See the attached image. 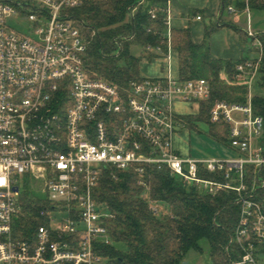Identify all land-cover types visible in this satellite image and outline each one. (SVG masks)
I'll list each match as a JSON object with an SVG mask.
<instances>
[{
  "label": "built area",
  "instance_id": "obj_1",
  "mask_svg": "<svg viewBox=\"0 0 264 264\" xmlns=\"http://www.w3.org/2000/svg\"><path fill=\"white\" fill-rule=\"evenodd\" d=\"M235 1L244 7L231 4L226 10L249 15L250 0ZM82 4L0 0V264H108L100 249L113 244L114 214L94 190L107 170L141 176L147 166L167 167L212 196L235 191L240 214L230 242L243 255L232 264H264L255 242L247 240L251 232L264 244V199L258 195L264 188V118L252 103L264 57L260 32L250 24L245 29L259 57L235 65V79L248 90L246 101L216 100L210 111L212 122L228 124L235 156H183L174 145L182 129L174 105L193 103L199 113L201 102L212 96L210 80L168 73L119 86L94 77L86 66L88 41L72 15ZM150 14L156 17L154 9ZM165 23L170 46L168 16ZM248 166L255 177L251 186ZM31 180L41 183L45 194L37 196L47 204L33 240L14 235L23 208L20 182ZM151 207L162 211L158 204ZM53 212L67 215L58 219Z\"/></svg>",
  "mask_w": 264,
  "mask_h": 264
},
{
  "label": "trees",
  "instance_id": "obj_2",
  "mask_svg": "<svg viewBox=\"0 0 264 264\" xmlns=\"http://www.w3.org/2000/svg\"><path fill=\"white\" fill-rule=\"evenodd\" d=\"M169 1L83 0L72 15L89 44L86 66L90 73L119 86L141 77L142 58H153L148 46L167 49L165 19ZM232 3L244 7L242 1L223 0L224 8ZM250 7L264 14V0H250ZM152 9L156 11L155 18L151 17ZM214 28L206 27L200 43L192 40L189 28L170 31V46L179 55L180 78L204 77L212 85V96L201 102L199 113L178 115L177 121L190 130L207 122L213 138L229 145L228 124L223 120L212 122L210 111L216 100L246 101L247 87L234 75L235 65L245 59L211 57L206 45ZM260 36L264 41L263 31ZM135 45L143 47V55H135ZM259 74L264 87V57ZM252 103L255 113L264 118V96H253ZM261 143L264 145V134ZM254 179L253 168L248 166L247 184L251 186ZM94 194L114 214L109 222L113 244L100 249L109 258L108 264H181L189 252H202L205 242L213 264H231L242 258L237 243H230L240 214L235 191L223 190L212 196L171 174L167 167L147 166L141 176L133 170L105 171ZM258 195L264 199V188L258 190ZM153 204L165 211L155 212ZM46 205L43 198L24 194L22 213L15 220L16 238L33 240L37 226L44 221L40 213ZM247 240L255 242L261 255L264 253V244L251 232Z\"/></svg>",
  "mask_w": 264,
  "mask_h": 264
},
{
  "label": "crops",
  "instance_id": "obj_3",
  "mask_svg": "<svg viewBox=\"0 0 264 264\" xmlns=\"http://www.w3.org/2000/svg\"><path fill=\"white\" fill-rule=\"evenodd\" d=\"M225 11L226 7L224 8L223 0H170L167 10L168 27L170 29L189 28L192 40L195 43H200L204 38V32L208 26V24L206 25L202 21L207 16L210 21L214 20V24L210 23L212 24L211 26L216 27L215 32L210 38L211 57L231 60L251 59V54L247 51V48L249 49V45H251V41L245 34L247 27L242 26L244 24L240 20V16H243V21L244 16H247L248 25H251V12L249 15L242 11L238 12V17L236 16V19L232 20L225 16ZM198 15L201 16L200 19L197 18ZM165 25L167 27L166 23ZM255 30L258 31L257 29ZM262 31L264 32V28H262ZM167 34L168 29L166 28V37H168ZM147 52L145 53L146 55L148 54ZM149 53L153 55V58L144 56L139 64L141 77H162L169 73L172 77L180 78L179 55L176 49L168 45L166 51L162 50L159 52L155 47H152L149 49ZM141 68H145L147 70L146 73L142 74ZM184 104L188 108L183 110L175 109L176 105L183 106ZM174 109L178 115H193L198 113L196 105L193 103L177 102L174 105ZM182 130L188 131L189 129L182 128ZM181 131L175 135L174 145L183 156H188L191 154L190 149L186 148V151H182L181 146H179ZM176 140H178L177 143ZM221 144L225 147L227 153V156L222 158L235 156V151L229 148L228 144Z\"/></svg>",
  "mask_w": 264,
  "mask_h": 264
},
{
  "label": "rangeland",
  "instance_id": "obj_4",
  "mask_svg": "<svg viewBox=\"0 0 264 264\" xmlns=\"http://www.w3.org/2000/svg\"><path fill=\"white\" fill-rule=\"evenodd\" d=\"M251 26L253 29H257L258 31H262V28H264V14L258 13L251 11ZM225 16L229 17L232 20L236 19L237 14H231L227 10L225 11ZM238 17V16H237ZM241 17V22L244 24L245 28L248 26V19L247 16H244V21H243V16ZM203 23L208 26H211L214 24V20L210 21L207 16L204 17ZM212 23V24H210ZM14 25V21L12 23ZM18 24V23H15ZM210 24V25H209ZM15 26V25H14ZM20 29H24V27L18 26ZM216 27L214 30L211 32L209 38H208V43L206 45V48L209 49L210 52V38L212 34L215 32ZM205 33V32H204ZM135 55L141 56L144 53V49L142 46L135 45V47L132 49ZM248 53L251 54L252 58H258L259 57V52L252 46L249 45V49L247 48ZM145 68H141V73L144 74L146 73ZM261 74L257 76L255 79L253 85H252V94L254 96H264V87L261 86ZM188 108L187 105H176L175 109L177 110H183ZM198 129H189L188 131L182 130L180 134V143L179 146H181L182 151H186V148H189L191 151L192 156H203V157H218L222 158L227 156V153L225 151V147L219 143L215 138L212 136V130L211 126L207 122H200L197 124ZM190 132V133H189ZM190 137V139H189ZM190 140V141H189ZM178 140H176V143ZM264 178V173L262 175ZM20 189L21 193L31 196V195H39V196H44V191L42 190L41 183L38 181H33L31 180L30 182H20ZM162 211H165L164 208H161ZM161 211V212H162ZM67 215L66 212H53V216L57 217L58 219L63 218ZM262 259H264V253L260 256ZM185 263L187 264H213L210 256H209V246L205 242L203 243V251L202 252H197V251H191L188 253L186 256ZM232 264V263H231Z\"/></svg>",
  "mask_w": 264,
  "mask_h": 264
},
{
  "label": "water",
  "instance_id": "obj_5",
  "mask_svg": "<svg viewBox=\"0 0 264 264\" xmlns=\"http://www.w3.org/2000/svg\"><path fill=\"white\" fill-rule=\"evenodd\" d=\"M231 243V242H230Z\"/></svg>",
  "mask_w": 264,
  "mask_h": 264
}]
</instances>
